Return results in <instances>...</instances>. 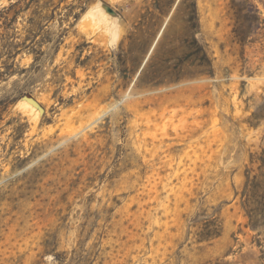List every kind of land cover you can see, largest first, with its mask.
<instances>
[{"label":"rangeland","instance_id":"374dc122","mask_svg":"<svg viewBox=\"0 0 264 264\" xmlns=\"http://www.w3.org/2000/svg\"><path fill=\"white\" fill-rule=\"evenodd\" d=\"M15 3L0 19V264H264V223L247 214L264 210V0L0 9ZM193 3L210 68L178 63L174 39L138 79Z\"/></svg>","mask_w":264,"mask_h":264},{"label":"trees","instance_id":"16d2710c","mask_svg":"<svg viewBox=\"0 0 264 264\" xmlns=\"http://www.w3.org/2000/svg\"><path fill=\"white\" fill-rule=\"evenodd\" d=\"M34 2H38V0H30V3H34ZM49 3L50 1L47 2V4ZM15 5L16 3L9 4V6L3 7L0 9V19L5 18V20H7V23L5 24L6 28H9L16 19L17 11H14ZM11 12H12V17L10 19L5 17V15L10 14ZM196 21H197L196 4L193 3L191 10L189 12V15L187 19L185 20L186 26H185L184 31L182 32V36L178 38H175V37L169 38L170 36L167 30L168 26L166 25L161 35L162 40L161 41L159 40V42L156 43V45L158 46L154 50L156 51L155 56H151L152 54L149 56L146 64L144 65L142 70L139 72L138 79H140L142 75H144L146 67H148L146 65H148L147 63H149V61H151L152 59L155 60L158 57H161L163 59L162 61L166 62L168 59H170V57H173L175 55L176 48H173L172 46L169 47L171 43L174 41V39L175 40L179 39L181 43H183V45L186 44L182 50V57L179 58L178 63H182L185 60H187V62H190V65H193L199 68L200 71L206 70V68H210L211 64L207 57V54L204 51V49L199 45L195 37V34L197 32V22ZM128 38L130 40V43H133L136 39L133 37L132 34ZM141 45L142 47L138 51L139 52L138 57H136V61H137L136 68H138L141 65L144 55L148 51L147 50L148 46L145 43L144 45L143 43ZM10 74L11 72L9 71L8 68H6L4 72L0 73V80L3 78L4 75L9 76ZM8 104H9L8 101H0V120H1V115L7 109ZM258 189H260V184H257V183L252 184V185H247V187H245L243 194L244 196L247 197L246 204L250 202L258 204L256 202V197H258L257 195ZM260 197L264 199V190H262V194ZM263 212L264 210L259 209L258 207H255L247 213L250 218V221H252L251 223L252 227H256L264 223V216H263L264 213ZM258 216L261 217V220L257 219Z\"/></svg>","mask_w":264,"mask_h":264},{"label":"water","instance_id":"95a60500","mask_svg":"<svg viewBox=\"0 0 264 264\" xmlns=\"http://www.w3.org/2000/svg\"><path fill=\"white\" fill-rule=\"evenodd\" d=\"M103 7H104L105 11H106L108 14H110V15H112V16L115 15V13H114L110 8L105 7V6H103ZM163 28H164V26L162 27L161 32H162ZM161 32L159 33L158 37H157L156 40L154 41V44L152 45V48H151L149 54L151 53V51H152V49H153L155 43L157 42V39H158L159 36L161 35ZM149 54H148V55H149ZM146 60H147V57H146V59L144 60V62H143V64H142L141 68L144 66ZM22 100H23V101H27L28 103L32 104L36 109L39 110L40 113H42V114L44 113V110H43V108L40 106V104H39L34 98H32L31 96L28 97L27 95H24V96H22V97L20 98V101H22Z\"/></svg>","mask_w":264,"mask_h":264},{"label":"bare ground","instance_id":"6f19581e","mask_svg":"<svg viewBox=\"0 0 264 264\" xmlns=\"http://www.w3.org/2000/svg\"><path fill=\"white\" fill-rule=\"evenodd\" d=\"M21 105L24 106L25 108H31V109L34 108L32 104L28 103L27 101H23V100H22V102H21ZM21 105H20V106H21ZM37 112H38V111H37Z\"/></svg>","mask_w":264,"mask_h":264}]
</instances>
